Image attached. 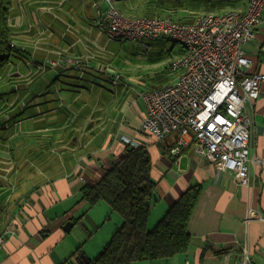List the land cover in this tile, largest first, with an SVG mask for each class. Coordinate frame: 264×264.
Returning <instances> with one entry per match:
<instances>
[{
  "label": "crops",
  "instance_id": "1",
  "mask_svg": "<svg viewBox=\"0 0 264 264\" xmlns=\"http://www.w3.org/2000/svg\"><path fill=\"white\" fill-rule=\"evenodd\" d=\"M114 4L124 18L170 17L180 23H194L204 11L247 9L246 0ZM107 7L104 0H13L16 47L0 107V234L9 239L0 248V264H81V254L90 262L96 258L123 218L112 216L105 201L91 205L82 189L124 156L128 141L145 146L152 158L157 187L150 228L189 187L202 188L188 226L189 248L132 264H264V220H247L249 209L264 215V80L250 152L260 162L251 160L245 181L191 148L166 155L178 132L162 139L142 133L147 106L140 95L178 77L172 63L185 49L166 34L112 38L101 15ZM246 48L252 71L264 74V23ZM111 70L119 75L117 83L111 82ZM70 220L74 225L65 231Z\"/></svg>",
  "mask_w": 264,
  "mask_h": 264
},
{
  "label": "built area",
  "instance_id": "2",
  "mask_svg": "<svg viewBox=\"0 0 264 264\" xmlns=\"http://www.w3.org/2000/svg\"><path fill=\"white\" fill-rule=\"evenodd\" d=\"M104 1L108 7L101 15L112 38L139 41L166 34L185 49L172 63L178 77L140 95L147 106L141 132L162 139L177 131V143L166 155H180L191 148L245 181L251 160L260 162L250 152L255 103L264 80L263 73L252 71L254 62L246 46L264 23V0H246L245 11L205 12L194 23L170 17L124 18L113 0ZM111 71L115 74L111 82L117 83L119 75ZM14 119L18 122L20 115ZM128 143L140 147L136 141ZM253 219L264 220V215L249 209L247 220ZM7 235H0V248L6 245Z\"/></svg>",
  "mask_w": 264,
  "mask_h": 264
},
{
  "label": "trees",
  "instance_id": "3",
  "mask_svg": "<svg viewBox=\"0 0 264 264\" xmlns=\"http://www.w3.org/2000/svg\"><path fill=\"white\" fill-rule=\"evenodd\" d=\"M12 5L13 0H0V107L3 83L16 47ZM125 150L124 156L106 169L99 180L86 183L82 189L83 198L91 205L105 201L112 212L123 218L111 240L90 264H132L137 260L172 257L185 252L191 242L188 226L201 186L189 187L150 228L151 203L157 187L151 174L152 158L145 146L128 143Z\"/></svg>",
  "mask_w": 264,
  "mask_h": 264
},
{
  "label": "water",
  "instance_id": "4",
  "mask_svg": "<svg viewBox=\"0 0 264 264\" xmlns=\"http://www.w3.org/2000/svg\"><path fill=\"white\" fill-rule=\"evenodd\" d=\"M73 225H74V222L70 220V221H68V222L63 226V229H64L65 231H70V230L72 229ZM80 258H81V264H89V263H90V261H89V259L86 257V255L81 254V255H80Z\"/></svg>",
  "mask_w": 264,
  "mask_h": 264
},
{
  "label": "rangeland",
  "instance_id": "5",
  "mask_svg": "<svg viewBox=\"0 0 264 264\" xmlns=\"http://www.w3.org/2000/svg\"><path fill=\"white\" fill-rule=\"evenodd\" d=\"M114 1H115L114 3L117 2V0H114ZM128 41H130V40H128ZM125 42H126V41H125ZM178 44H179V43H178ZM175 54H177V50L172 51V53H171L170 55H171V57H172V56H174ZM0 115H2V114H0ZM82 178H83V177H82ZM100 203H102V202H100ZM96 205H100V204L97 203V204H95V206H96ZM110 209H111V208H110ZM110 212L112 213V216L117 215V214L120 215L118 212H112L111 210H109V213H110ZM109 213H108V214H109ZM120 216H121V215H120ZM112 222H113V220H112ZM112 222H111V223H112ZM114 223H115V222H114ZM108 227H109V228H108ZM110 227H112V225H111V224H108V226H104L103 229H105V230H106V229H110ZM105 230H104V231H105Z\"/></svg>",
  "mask_w": 264,
  "mask_h": 264
}]
</instances>
